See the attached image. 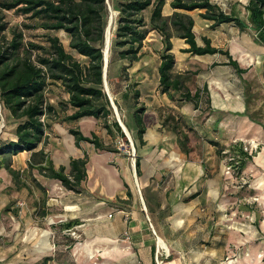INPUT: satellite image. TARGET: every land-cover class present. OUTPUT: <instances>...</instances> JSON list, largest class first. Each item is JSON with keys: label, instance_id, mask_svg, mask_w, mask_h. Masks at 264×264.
Instances as JSON below:
<instances>
[{"label": "rangeland", "instance_id": "obj_1", "mask_svg": "<svg viewBox=\"0 0 264 264\" xmlns=\"http://www.w3.org/2000/svg\"><path fill=\"white\" fill-rule=\"evenodd\" d=\"M107 1L109 12L106 27L109 29L110 24H112L110 56L116 28L117 11L112 5L113 0ZM223 7L227 10V6ZM200 11L194 9L188 12L196 20L193 29L198 41L203 43L201 36L206 30V21L199 15ZM241 11L246 18L247 11L245 9ZM5 14L8 23V29L6 30L8 36H10L12 28L21 29L24 41L32 40L46 44L47 34L57 35L64 47L77 55L69 47V37L64 30H47L41 27L27 28L24 24H34V19L14 10H7ZM148 15L149 11H146L147 18ZM212 34L217 41L223 40V38L227 39L235 54L240 52L241 46L236 41L238 34L232 24L225 25L223 29H216ZM172 40L177 42V37L173 36ZM252 47L253 49L256 48L258 55H248V58L251 57L253 61L249 66L243 67L246 68V71L241 76H238L236 70L230 65L214 66L213 64H206L205 57L194 56L191 53L186 55L177 51L179 58L177 63L175 61L174 73L186 77V85L192 92L197 88L201 89L205 83L208 87L210 104L206 100L205 91L201 90L198 107L195 108L192 103L181 101L177 92L170 93L173 95V98H171L169 93L161 91L158 80V65L163 43L161 35L152 30L143 43L141 58L132 65L117 56H113L109 63L108 57L106 72L108 89L104 86V91L107 97L108 95L111 96L118 117L128 129L130 136L124 133L125 136L122 137L115 129L112 133H108L104 127V122L110 125L113 119L117 120L114 107L111 104L112 114L107 118L97 119L98 123L94 125L97 135L104 142L113 146L117 150L116 152L124 154L131 161L137 154L144 157L145 155L164 153V150L160 146L154 145V143L145 145V143L141 144L137 141L132 116L136 106L145 107L143 119L145 126L150 128L157 121L162 124V120L169 114L184 116L188 124L185 125L184 121L182 123L191 138L192 156L205 159L210 157L206 161L207 169L216 168L219 161L223 165L218 172L211 173L209 171L212 174L209 173V178L211 185H219V191L215 187L211 194L217 197L216 200H218V194L220 199L226 200L227 215L223 222L229 228L226 227L227 231L230 228L233 229L235 226L233 219L237 216L248 219L244 212H240L246 210V200L253 201V195L249 196L250 194L247 193L249 192V177L245 174L237 176L234 167H231L228 163L229 157L217 154L215 146L209 142V140H216L221 145L229 146L231 143L240 141L234 133V116L227 114L231 120L226 127L219 126L215 122L217 115L222 114V112L213 109L224 101L222 100L223 96L215 89L224 88L230 92L232 98L240 94L245 101L246 114H249L251 118L264 122V47L258 43L252 44ZM124 66L126 67L125 71L123 70ZM135 89L140 92L136 104ZM46 96L54 106V115L48 117L50 125L45 129L47 134L45 148L62 147L64 149L65 136L62 129L59 128V123L62 124L64 116L71 113L73 108L65 104L68 95L59 83L49 84ZM92 120L94 124L96 118ZM65 123H69V121ZM16 124L17 120L10 115L9 111L0 102V141L7 142L15 138ZM162 127L164 133L174 134L167 127ZM91 128L92 126L81 130L90 133ZM251 140L254 142H252L253 145H250ZM242 142L248 148L251 147L252 152L256 150L257 144L253 138H246ZM28 159L29 152L26 151L19 152L12 157V167L18 172V178H15L6 168H0V264H42L44 256H51L52 258L47 264H135L133 258L124 259L117 251L107 255L106 246H101L100 240L102 239L96 236V231L98 233L102 232L103 225L99 224L96 227L84 224L66 227L64 224L68 221L58 219V205L49 203L48 188L40 181L43 176L35 169H29ZM65 170L68 171V167ZM170 174L171 172L163 174L161 180V183L168 187L173 186L174 183H172L173 179L169 181ZM21 182H24L26 186L20 185ZM38 183L41 184V187ZM134 192L135 196L141 200L138 185H134ZM120 202L127 209L128 205L131 204V196ZM197 220H195L197 225L194 226V232L189 235L193 238L191 244H189L190 241L186 242L184 235L173 238L174 241L171 242V246L168 245V249L159 247L158 239L155 241L156 258L160 264H175L178 260H182V264H264L263 249L253 257L246 256V253L240 255L232 243H227V236L225 242H221L223 234L228 235L229 231L225 233L218 231L216 229L219 226L216 223L217 219L214 221L216 225L214 231L210 234L205 233L206 228H203L202 222H196ZM114 245L117 249H121L117 247L118 243H114ZM186 247H193L194 254L180 258L177 252L185 250ZM136 264L144 263L136 262Z\"/></svg>", "mask_w": 264, "mask_h": 264}, {"label": "trees", "instance_id": "obj_2", "mask_svg": "<svg viewBox=\"0 0 264 264\" xmlns=\"http://www.w3.org/2000/svg\"><path fill=\"white\" fill-rule=\"evenodd\" d=\"M108 4L107 0H0V102L17 120L15 138L7 142L0 141V168H6L15 178H18V172L12 167V157L26 151L29 152V169L59 180L67 189L80 192L81 182L86 177L87 153L71 158L69 170L66 171L64 165L55 167L45 150V129L50 125L48 117L54 115V106L48 101L46 90L49 84L59 83L67 93L65 104L70 105L73 111L66 114L63 121L87 116L101 119L112 114L103 84V48ZM164 4L165 0H113L117 16L109 63L113 56L127 61L129 65L138 61L142 56L146 37L150 31L155 30L161 35L163 43L158 65L161 91L169 94L175 91L181 101L190 102L197 108L200 92L203 90L210 104L206 83L201 89L197 88L192 92L186 85V77L174 73L176 59L172 51V37L183 39L188 46L182 51L193 55L216 52L225 54L228 57L226 64L231 65L240 75L246 69L239 66L227 49L213 46L206 36L202 37V45L197 43L193 29L195 21L188 11L201 10L199 15L212 21V28L222 23H232L240 30L251 28L255 32V41L264 44V0H248L247 18L241 17L234 8L224 10L212 0H171L170 7L173 10L169 15L163 14ZM7 10H14L34 19V24H24L27 28L64 30L69 37V47L77 55L67 50L57 35L47 34L46 44L24 41L21 29L12 28L8 36L5 18ZM146 11H149L148 18ZM123 70H126L125 66ZM139 95V90L135 89V104ZM144 111L145 107L139 105L132 114L136 139L141 144L145 143ZM171 121L173 122L170 123ZM182 121L185 125L188 124L184 116L169 114L161 125L176 135L177 146L190 155L193 151L191 138ZM111 122L117 133L124 137L118 121L113 119ZM104 127L108 133H112L107 122H104ZM69 131L77 146L81 141H88L97 149L117 151L110 144H105L94 132L87 136L79 128H70ZM209 142L215 146L217 154L229 157V165L234 167L237 176H241L254 152L245 150L242 141L229 146L221 145L216 140ZM226 149L228 150L225 151ZM135 168L139 176L141 168L138 154L135 156ZM20 185L26 186L24 182ZM38 185L41 187L40 183ZM127 195L131 196L129 190ZM73 223L68 221L64 225L70 227ZM51 259V256H44L42 264H47ZM153 264L157 263L154 261Z\"/></svg>", "mask_w": 264, "mask_h": 264}, {"label": "crops", "instance_id": "obj_3", "mask_svg": "<svg viewBox=\"0 0 264 264\" xmlns=\"http://www.w3.org/2000/svg\"><path fill=\"white\" fill-rule=\"evenodd\" d=\"M170 1L165 0L164 15L171 14L173 10L170 7ZM212 1L224 10L223 6H227L226 11L234 8L241 17L245 18L241 10H246L248 0ZM203 20L206 21V30L202 33L201 39L206 36L213 46L227 49L242 68L252 63L253 60L251 57L248 58V55H258L256 48L252 47V44L258 42L255 41V32L251 28L240 30L232 23H222L212 28V21L204 18ZM194 21H196L195 18ZM231 24L238 34L236 41L241 46L240 52L237 54L227 39L223 38V40L217 41L212 34L216 29H223L225 25ZM196 40L199 45L203 44L198 41L197 36ZM172 43V51L177 63L179 58L177 51L187 55L189 52H184L182 49L188 45L178 37L177 42L172 40ZM258 44L264 47V44ZM194 56L205 57L206 64L228 65L226 64L228 57L219 52L194 54ZM241 75L238 74V76ZM215 90L223 96L222 100H224L222 104L213 109L222 112L216 117L217 125L226 127L227 123L230 124L231 119L227 116L230 114L235 117L234 133L236 137L240 141L253 138L257 144L251 161L242 173L249 177V192L247 193L250 194L249 196L253 195V201L246 200V210L240 212H244L248 219L237 216L233 219L235 226L233 229L230 228L229 232L227 231L228 226L223 222L227 215L226 200L220 199L219 194L217 195L218 200H216L217 197L211 194L215 187L219 191V185H211L209 178L210 172L214 173L222 169L221 161L218 162L216 168L207 169L206 161L210 157L207 159L195 158L192 154L187 155L182 152L177 146L176 135L164 133V128L157 121L151 128L146 126L144 141L145 145L154 143V145L160 146L164 153L140 156L141 174L138 176L135 158L129 161V158L124 154L97 149L93 143L88 141H81L79 146L75 144L74 137L69 131L70 128L81 130L92 126L91 132L97 134L94 125L98 123L99 119L96 118V122L93 124L92 119L95 117L92 116L83 117L84 120L80 118L69 121V123H65L66 121H63L62 124L59 123V128L62 129L65 136L64 149L62 147L45 148L55 167L64 165L69 169L71 158L81 157L84 153L88 155L86 177L81 182L80 192L67 189L59 180L42 175L43 179L40 181L48 188L49 203L58 205V219L72 221L73 225L87 224L96 227L99 224L103 225L102 232L96 231V236L102 239L100 240L101 246H106L107 255L117 251L124 259L133 258L135 264L136 262L153 264L157 256L155 252L157 239L158 245L159 239L163 240L165 249H168V245L171 246L173 238L183 235L186 242L190 241L189 244H191L193 238L189 235L194 232L197 219L199 220L196 222H202L203 228H206L205 233L208 234L214 231L216 226L214 221L217 219L216 223L219 226L216 229L223 233L228 232V235L223 234L221 242L224 243L227 236V243H232L240 255L246 253V256L253 257L262 249L264 252V122L246 114L245 101L240 94L232 98L230 92L224 88ZM110 128L113 132L112 124H110ZM82 132L84 135H91V132ZM168 172H171L169 181L173 179L172 183L174 182L173 186L169 187L161 183L162 175ZM211 173L210 175H212ZM134 185L140 187L141 200L135 196ZM127 190L131 192V204L126 209L120 201L128 198ZM215 217L216 219H214ZM114 243H118L117 247L121 249H117ZM177 254L180 258L188 257L194 254V248L186 247L185 250H180ZM175 264H182V260H178Z\"/></svg>", "mask_w": 264, "mask_h": 264}, {"label": "water", "instance_id": "obj_4", "mask_svg": "<svg viewBox=\"0 0 264 264\" xmlns=\"http://www.w3.org/2000/svg\"><path fill=\"white\" fill-rule=\"evenodd\" d=\"M109 6V4H108ZM108 39L107 38V27L105 29V40H104V48L107 46L108 44ZM103 54H104V66H103V84L104 86H106V72H107V66H108V57L105 55V51L103 49ZM108 99L110 101V104L114 107V103H113V100L111 98V96L108 95ZM114 111H115V114H116V117H117V121L121 127V129L123 130V132L126 134V131H125V128H124V125L122 124V122L120 121L119 117H118V113H117V110L116 108L114 107ZM127 135V134H126Z\"/></svg>", "mask_w": 264, "mask_h": 264}, {"label": "bare ground", "instance_id": "obj_5", "mask_svg": "<svg viewBox=\"0 0 264 264\" xmlns=\"http://www.w3.org/2000/svg\"><path fill=\"white\" fill-rule=\"evenodd\" d=\"M111 25H112V24H110L109 29L107 28V38H109V39H108V44H107V46H106L105 48H103L104 51H105V55H106L107 57H109V52H110V44H111V39H110V36H111V35H110V34H111ZM106 87H107V89H108L107 84H106ZM123 125H124V124H123ZM124 128H125V131H126L127 135L130 136V133H129L128 129H127L125 126H124ZM159 246H160V247L165 246V243H164L163 240H161V239H159Z\"/></svg>", "mask_w": 264, "mask_h": 264}, {"label": "built area", "instance_id": "obj_6", "mask_svg": "<svg viewBox=\"0 0 264 264\" xmlns=\"http://www.w3.org/2000/svg\"><path fill=\"white\" fill-rule=\"evenodd\" d=\"M252 142H253V140H251V142H250L251 144H250V145H253ZM253 143H254V142H253ZM250 145H249V146H250ZM244 149H245V150H248L250 153L252 152V148H251V147L248 148L247 146L244 145ZM133 154H134V151H133ZM228 167H229V166H228ZM138 189H139V191H140V187H139V186H138ZM20 203H21V202H20ZM156 261H157L158 264H160V262L158 261L157 258H156ZM161 262H162V261H161Z\"/></svg>", "mask_w": 264, "mask_h": 264}]
</instances>
